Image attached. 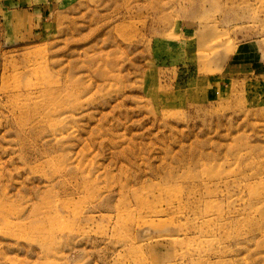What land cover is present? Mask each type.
<instances>
[{"label": "rangeland", "instance_id": "obj_1", "mask_svg": "<svg viewBox=\"0 0 264 264\" xmlns=\"http://www.w3.org/2000/svg\"><path fill=\"white\" fill-rule=\"evenodd\" d=\"M0 264H264V0H0Z\"/></svg>", "mask_w": 264, "mask_h": 264}]
</instances>
